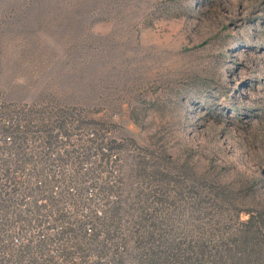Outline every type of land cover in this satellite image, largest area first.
Wrapping results in <instances>:
<instances>
[{"label": "rangeland", "instance_id": "1", "mask_svg": "<svg viewBox=\"0 0 264 264\" xmlns=\"http://www.w3.org/2000/svg\"><path fill=\"white\" fill-rule=\"evenodd\" d=\"M4 146L49 160L0 264L264 248V0H0Z\"/></svg>", "mask_w": 264, "mask_h": 264}, {"label": "built area", "instance_id": "2", "mask_svg": "<svg viewBox=\"0 0 264 264\" xmlns=\"http://www.w3.org/2000/svg\"><path fill=\"white\" fill-rule=\"evenodd\" d=\"M19 121L15 124L25 128L23 119L14 122ZM3 122L10 124L9 120ZM18 133L23 134L22 131ZM15 134L12 133L8 139L12 141ZM48 153L47 146L0 147V215H6L11 220L36 215L35 203L42 202L43 198H37L35 192L46 181L45 161L49 160ZM46 215H49L48 210ZM51 215L57 217L56 213ZM18 234L12 237V244L20 249L24 247L25 240Z\"/></svg>", "mask_w": 264, "mask_h": 264}, {"label": "trees", "instance_id": "3", "mask_svg": "<svg viewBox=\"0 0 264 264\" xmlns=\"http://www.w3.org/2000/svg\"><path fill=\"white\" fill-rule=\"evenodd\" d=\"M192 264H205L206 250L201 247L196 254ZM160 261L152 260V263L166 264V257ZM212 264H264V248L259 236L248 235L247 233L239 239L234 248L216 250L211 257Z\"/></svg>", "mask_w": 264, "mask_h": 264}]
</instances>
